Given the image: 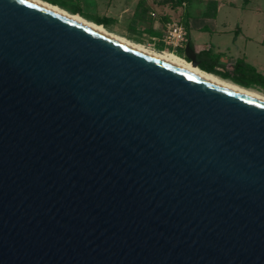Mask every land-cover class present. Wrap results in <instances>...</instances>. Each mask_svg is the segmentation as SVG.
<instances>
[{"label":"water","instance_id":"water-1","mask_svg":"<svg viewBox=\"0 0 264 264\" xmlns=\"http://www.w3.org/2000/svg\"><path fill=\"white\" fill-rule=\"evenodd\" d=\"M0 264H264V100L0 0Z\"/></svg>","mask_w":264,"mask_h":264},{"label":"rangeland","instance_id":"rangeland-1","mask_svg":"<svg viewBox=\"0 0 264 264\" xmlns=\"http://www.w3.org/2000/svg\"><path fill=\"white\" fill-rule=\"evenodd\" d=\"M61 8L80 10L87 19L105 17V28L136 43L157 51L173 52L185 59L187 39L179 40L170 32L177 27L186 29L191 18L193 26L207 23L213 29L211 18L222 1L218 23H225L222 33L192 31L193 41L202 46H213L220 59L231 64L242 59L264 75V45L259 36L264 30V0H46ZM181 1V2H180ZM238 23L243 33H236ZM210 36L212 37L210 39ZM252 90L264 94V89Z\"/></svg>","mask_w":264,"mask_h":264},{"label":"trees","instance_id":"trees-1","mask_svg":"<svg viewBox=\"0 0 264 264\" xmlns=\"http://www.w3.org/2000/svg\"><path fill=\"white\" fill-rule=\"evenodd\" d=\"M47 2L57 5L52 1ZM243 2L246 4L249 2V0H243ZM69 12L81 15L78 8H75ZM88 20L93 21L96 24L103 25L104 27L107 23V19L105 17H97ZM187 44L195 52L197 60L199 61V68L203 71L212 73L221 79L227 80L245 88L251 89L253 86H259L264 89V75L257 72L253 66L246 63L244 60L237 59L231 64H227L220 59L218 54L213 52L212 47L208 46L202 50L196 51L189 38L187 40Z\"/></svg>","mask_w":264,"mask_h":264},{"label":"bare ground","instance_id":"bare-ground-1","mask_svg":"<svg viewBox=\"0 0 264 264\" xmlns=\"http://www.w3.org/2000/svg\"><path fill=\"white\" fill-rule=\"evenodd\" d=\"M34 1H36V2H38L40 4H43V5H45V6L49 7V8H52V9L58 11V12H61V13L65 14V15H67V16H70V17H72V18H74L76 20H79V21H81V22H83V23H85V24H87V25H89V26H91V27L103 32V33H106V34H108V35H110L112 37H115V38H117V39H119V40H121L123 42H126V43H128V44H130L132 46H135V47H137V48H139V49H141L143 51H146V52H148V53H150L152 55H155V56H157V57H159L161 59H164V60H166L168 62H171V63H173L175 65H178V66H180L182 68H185V69H187L189 71H192V72H194L196 74H199L201 76H204V77L210 78L212 80L218 81V82H220L222 84H225V85H227V86H229V87H231L233 89H236L238 91L244 92L246 94H249V95H252L254 97H257V98H260V99L264 100V94L263 93H260L258 91L252 90L250 88H245V87L239 86L237 84H234L232 82H229L227 80L221 79V78L217 77L216 75H214L212 73L205 72V71H203L202 69H200L198 67L195 68V67H193V65L190 62H188L183 57H181V56H179V55H177V54H175L173 52L157 51V50L149 49V48L145 47L144 45H142L140 43H136V42H134L132 40L127 39L124 36L112 33L109 30H107L103 25L96 24L95 22L90 21V20L82 17L79 14L71 13V12L61 8L58 5L52 4V3L47 2L45 0H34Z\"/></svg>","mask_w":264,"mask_h":264},{"label":"crops","instance_id":"crops-1","mask_svg":"<svg viewBox=\"0 0 264 264\" xmlns=\"http://www.w3.org/2000/svg\"><path fill=\"white\" fill-rule=\"evenodd\" d=\"M221 4H223L222 1L218 2V6H217V10H216V14H215V16H214L213 18H211V20H210V21H211V25H210V26H211L213 29H209V24H207V23L199 24V25L193 26V25L191 24V18H189V20H187L186 30H187V33H188V38H189L190 41L193 43L194 49H195L196 51L202 50V49L208 47L209 45H208V44H205V45H202V46L197 45L196 42H194V41H193V38H192V31H193V30H197V31H199V32H201V33H209V34L214 33V34H216V33H222V32H224V30L227 29V25H226L225 23H221V22L218 23V20H217V17H218V13H219V9H220V7H221ZM235 31H236L237 34H238V33H243V31L241 30V28H240V26L238 25V23L235 25ZM211 38H212V37L210 36V39H211ZM259 40H260V43H261L262 45H264V30L261 31V34H260V36H259ZM210 47H212V49H213V46H210ZM221 60H222V59H221Z\"/></svg>","mask_w":264,"mask_h":264},{"label":"built area","instance_id":"built-area-1","mask_svg":"<svg viewBox=\"0 0 264 264\" xmlns=\"http://www.w3.org/2000/svg\"><path fill=\"white\" fill-rule=\"evenodd\" d=\"M170 35L173 37L175 36L177 39L179 40H184V39H187V30L183 27H177V28H174L171 32H170Z\"/></svg>","mask_w":264,"mask_h":264}]
</instances>
